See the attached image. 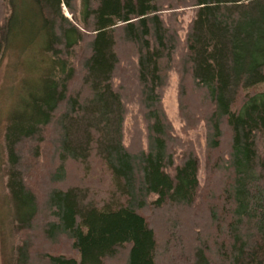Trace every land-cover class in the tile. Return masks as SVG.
<instances>
[{"label":"trees","instance_id":"1","mask_svg":"<svg viewBox=\"0 0 264 264\" xmlns=\"http://www.w3.org/2000/svg\"><path fill=\"white\" fill-rule=\"evenodd\" d=\"M37 25L40 83L0 132L2 264H264V0H0V60Z\"/></svg>","mask_w":264,"mask_h":264},{"label":"rangeland","instance_id":"2","mask_svg":"<svg viewBox=\"0 0 264 264\" xmlns=\"http://www.w3.org/2000/svg\"><path fill=\"white\" fill-rule=\"evenodd\" d=\"M82 0H79L81 4ZM26 5V4H25ZM23 2H18L17 7L21 12ZM67 16L71 17V14L65 9ZM179 10V9H178ZM169 10L166 11V14ZM194 12L189 8H181L179 19L181 26V34L185 36L188 30V25L192 20ZM39 27V28H38ZM38 28V29H37ZM32 31H26L21 33L23 38L21 40L13 39L9 41L6 49L8 53L4 55V58L0 60V132H2L3 125L10 124V118L17 115H23L25 112V104L28 99H31L28 89L34 84H39L40 80L38 75L45 63H41L40 57L35 55L36 50L39 52L43 47V41L45 40L41 35L40 25ZM28 32V33H27ZM31 34V35H30ZM10 52V53H9ZM35 52V53H34ZM12 55V59L8 62V59ZM170 81L164 92V108L168 119L170 120L174 130L178 135L183 138L191 139L194 143L196 151L200 156V170L199 180L201 184L205 183L206 178V129L204 124H200L188 132L183 130L184 124L180 117L179 111V75L175 71H171L169 74ZM258 91H264V86L257 89ZM134 123L133 117L130 114L126 121V137L125 140L128 143L132 135V125ZM93 172H97V167L93 168ZM68 181L74 184L95 183L96 174H88L85 176V166L79 164H71L69 166ZM83 180V182H81ZM80 181V182H79ZM106 183V181H105ZM43 188V187H42ZM93 190L102 191L101 186L91 187ZM104 188V187H103ZM161 216L154 215L155 224L159 225V230L164 231L163 224L160 222ZM164 235V232H163ZM121 256H119L120 258ZM122 259V258H121ZM109 263V262H108ZM107 263V264H108ZM0 264H2L1 251H0ZM115 264V263H114Z\"/></svg>","mask_w":264,"mask_h":264}]
</instances>
